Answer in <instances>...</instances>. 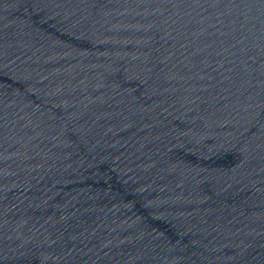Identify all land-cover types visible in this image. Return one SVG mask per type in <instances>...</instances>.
Wrapping results in <instances>:
<instances>
[{"label": "water", "instance_id": "95a60500", "mask_svg": "<svg viewBox=\"0 0 264 264\" xmlns=\"http://www.w3.org/2000/svg\"><path fill=\"white\" fill-rule=\"evenodd\" d=\"M0 264H264V0H0Z\"/></svg>", "mask_w": 264, "mask_h": 264}]
</instances>
